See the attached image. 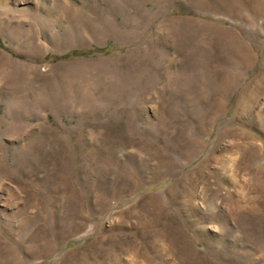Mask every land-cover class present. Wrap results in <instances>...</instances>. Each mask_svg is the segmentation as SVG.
Instances as JSON below:
<instances>
[{"label":"rangeland","instance_id":"rangeland-1","mask_svg":"<svg viewBox=\"0 0 264 264\" xmlns=\"http://www.w3.org/2000/svg\"><path fill=\"white\" fill-rule=\"evenodd\" d=\"M0 264H264V0H0Z\"/></svg>","mask_w":264,"mask_h":264},{"label":"trees","instance_id":"trees-1","mask_svg":"<svg viewBox=\"0 0 264 264\" xmlns=\"http://www.w3.org/2000/svg\"><path fill=\"white\" fill-rule=\"evenodd\" d=\"M112 49V46L111 45H108L104 48H94L95 51H109ZM87 51H91V50H82V51H72L70 53H68V55L70 54H81V53H84V52H87Z\"/></svg>","mask_w":264,"mask_h":264},{"label":"bare ground","instance_id":"bare-ground-1","mask_svg":"<svg viewBox=\"0 0 264 264\" xmlns=\"http://www.w3.org/2000/svg\"><path fill=\"white\" fill-rule=\"evenodd\" d=\"M13 192V191H12Z\"/></svg>","mask_w":264,"mask_h":264}]
</instances>
